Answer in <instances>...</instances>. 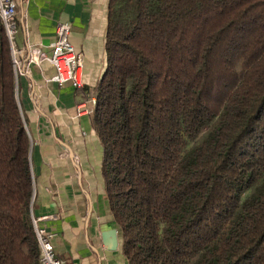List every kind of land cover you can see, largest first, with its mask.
Segmentation results:
<instances>
[{"label":"trees","instance_id":"16d2710c","mask_svg":"<svg viewBox=\"0 0 264 264\" xmlns=\"http://www.w3.org/2000/svg\"><path fill=\"white\" fill-rule=\"evenodd\" d=\"M92 116L129 264H264V0H110ZM0 20V264H41Z\"/></svg>","mask_w":264,"mask_h":264},{"label":"crops","instance_id":"0c3cea01","mask_svg":"<svg viewBox=\"0 0 264 264\" xmlns=\"http://www.w3.org/2000/svg\"><path fill=\"white\" fill-rule=\"evenodd\" d=\"M109 2L17 0V97L31 140L32 216L41 229L56 234L55 251L66 264H129L106 193L104 149L92 116L80 115L78 108L94 96L107 70ZM59 22L71 24V42L83 57L80 89L52 81L56 70L49 62L28 63L32 49L51 56ZM114 229L118 246L110 250L102 235Z\"/></svg>","mask_w":264,"mask_h":264},{"label":"built area","instance_id":"2783aa9c","mask_svg":"<svg viewBox=\"0 0 264 264\" xmlns=\"http://www.w3.org/2000/svg\"><path fill=\"white\" fill-rule=\"evenodd\" d=\"M18 3L17 0H0V20L4 26L12 52L16 77L21 68L19 56L21 51L16 48L15 36L18 30L17 22ZM71 24L59 22L56 28V38L52 44L51 56L39 55L36 49H32L29 58L30 63L49 62L56 70L52 81L59 85L71 84L74 88L80 89L85 84L84 61L80 53L77 52L70 39ZM29 72L26 70V73ZM96 106L95 96L87 98L80 103L79 114L94 115ZM36 237L40 247L41 264H66V261L57 257L53 239L56 234L47 232L38 226V222L33 218Z\"/></svg>","mask_w":264,"mask_h":264},{"label":"water","instance_id":"95a60500","mask_svg":"<svg viewBox=\"0 0 264 264\" xmlns=\"http://www.w3.org/2000/svg\"><path fill=\"white\" fill-rule=\"evenodd\" d=\"M103 242L110 250H116L118 246V237H117V230L114 229L112 231L106 232L102 235Z\"/></svg>","mask_w":264,"mask_h":264},{"label":"rangeland","instance_id":"374dc122","mask_svg":"<svg viewBox=\"0 0 264 264\" xmlns=\"http://www.w3.org/2000/svg\"><path fill=\"white\" fill-rule=\"evenodd\" d=\"M57 257H59V256L57 255Z\"/></svg>","mask_w":264,"mask_h":264}]
</instances>
